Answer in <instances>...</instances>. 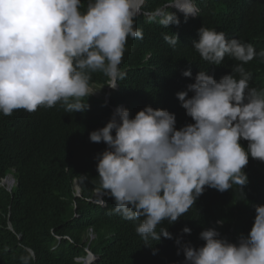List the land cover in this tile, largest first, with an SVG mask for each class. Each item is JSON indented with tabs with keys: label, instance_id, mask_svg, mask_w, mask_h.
<instances>
[{
	"label": "clouds",
	"instance_id": "obj_1",
	"mask_svg": "<svg viewBox=\"0 0 264 264\" xmlns=\"http://www.w3.org/2000/svg\"><path fill=\"white\" fill-rule=\"evenodd\" d=\"M241 1L244 9L264 4ZM145 2L88 0L81 11L82 0H0V113L10 116L25 109L35 114L52 108L83 112L89 108L83 99L90 96L110 103V93L126 78L120 65L132 44L128 39H143L142 29L135 26L137 18L142 14L148 23L170 28L181 22L170 7L186 20L199 12L195 0H172L152 11L144 10ZM258 20L254 17L250 26H259ZM198 35L193 48L210 65H221L225 57L240 62L231 74L217 80L200 71L186 91L176 93V108L146 106L133 117L125 104L112 105L110 121L90 133L91 142L107 145L96 157L97 172L102 189L115 202V218L131 224L141 221L135 230L148 246L173 239L175 223L193 211L206 188L242 191L249 182L243 171L247 164L249 176L251 167L264 175V64H255L252 72L244 68L264 57V38L253 39L244 30L243 36L229 40L224 32L205 26ZM163 39L177 48L178 34H163ZM96 71L109 82L90 86ZM193 71L188 68L182 74L190 78ZM94 88L101 94L95 95ZM242 141H247L246 147ZM16 174L12 168L0 186L12 192L18 185ZM73 191L75 197L82 196L77 179ZM96 196L93 201L104 205L105 194L97 191ZM209 197L213 198L210 193ZM255 213L250 232L235 242L215 227L200 233L205 243L199 248L182 243V235L176 238L183 264H264V205H257ZM216 216L224 221L218 225L234 231L235 216ZM191 231L185 226L182 234ZM33 259L32 250L21 257L22 264ZM77 261L93 264V254L87 250Z\"/></svg>",
	"mask_w": 264,
	"mask_h": 264
},
{
	"label": "trees",
	"instance_id": "obj_2",
	"mask_svg": "<svg viewBox=\"0 0 264 264\" xmlns=\"http://www.w3.org/2000/svg\"><path fill=\"white\" fill-rule=\"evenodd\" d=\"M171 2L146 0L144 10L152 11ZM82 3L81 11H85L88 0ZM195 3L198 15L187 20L175 8L168 9L179 17L178 26L165 28L156 22L148 23L142 14L137 18L135 26L142 29L143 39H128L127 43L132 44L126 48L128 56L125 58L124 53L120 65L126 78L123 84L120 81L121 87L110 93V103L90 96L83 99L89 105L83 112L65 113L52 108L35 114L25 109L14 110L10 116L0 113V181L12 168L17 169L18 177L12 192L0 186V264H22L21 257L30 250L34 252L30 264H80L77 257L87 255V250L93 254V264H183L185 257L182 252L177 254L175 243L181 235L182 243L199 248L205 243L199 237L206 228L215 227L232 242L240 234L250 232L255 207L264 205V175L252 167L245 189L226 192L229 200L226 193L211 189L213 198L205 199L209 206H196L175 223L173 239L150 246L135 230L141 221L131 224L115 218V202L102 189L97 172L96 157L107 145L91 142L90 133L110 121L112 105L125 104L133 117L146 106L169 104L176 108V93L186 91L200 71H208L219 80L240 63L230 57L232 60L225 57L221 65L204 61L193 48L201 27L224 32L229 40L243 36L244 30L253 39L264 38L260 27H264L263 3L260 2V8L254 5L251 9H244L241 0ZM254 17H259V26H250ZM174 33L179 35L176 49L163 39V34ZM257 63L264 64V57L245 64V71H255ZM188 68H194L190 78L182 74ZM108 82L103 72L91 73L90 86L100 87ZM76 179L82 185L81 197L74 196ZM97 191L105 194L104 205L93 201L98 198ZM215 214L228 220L235 216L234 231L231 226L218 225L217 221L222 219ZM185 226L191 228V234H182Z\"/></svg>",
	"mask_w": 264,
	"mask_h": 264
},
{
	"label": "bare ground",
	"instance_id": "obj_3",
	"mask_svg": "<svg viewBox=\"0 0 264 264\" xmlns=\"http://www.w3.org/2000/svg\"><path fill=\"white\" fill-rule=\"evenodd\" d=\"M251 1V0H250ZM244 21V15H243V19ZM242 144L246 147L247 146V141H244V143L242 142ZM254 158H249V161H252ZM243 171L246 172L247 176H248V181L250 182V176H249V165L247 164L245 166V168L243 169ZM249 182L246 186H244L243 189H245L248 185H249ZM210 190L211 188H206V190L204 191V193L198 198V200L196 201V204H194L195 206H199V205H204L205 204V199L207 197H209V193H210Z\"/></svg>",
	"mask_w": 264,
	"mask_h": 264
},
{
	"label": "rangeland",
	"instance_id": "obj_4",
	"mask_svg": "<svg viewBox=\"0 0 264 264\" xmlns=\"http://www.w3.org/2000/svg\"><path fill=\"white\" fill-rule=\"evenodd\" d=\"M93 90H96V92L94 93L95 95H100V88H94Z\"/></svg>",
	"mask_w": 264,
	"mask_h": 264
}]
</instances>
